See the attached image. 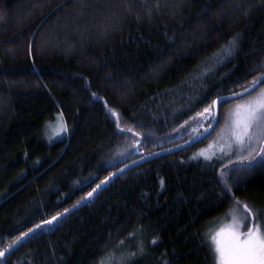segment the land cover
Listing matches in <instances>:
<instances>
[{"label":"trees","instance_id":"16d2710c","mask_svg":"<svg viewBox=\"0 0 264 264\" xmlns=\"http://www.w3.org/2000/svg\"><path fill=\"white\" fill-rule=\"evenodd\" d=\"M237 33L233 56H220ZM262 63L264 0H0V248L118 167L204 131L196 113ZM251 96L222 103L204 140L118 176L0 264H216L210 234L231 223L235 200L264 223V162L198 153ZM58 119L67 131L49 142Z\"/></svg>","mask_w":264,"mask_h":264},{"label":"snow or ice","instance_id":"6c2138e0","mask_svg":"<svg viewBox=\"0 0 264 264\" xmlns=\"http://www.w3.org/2000/svg\"><path fill=\"white\" fill-rule=\"evenodd\" d=\"M239 6V5H238ZM58 9H53L50 14H55ZM240 34L237 33L230 39L219 53L220 56L231 57L238 48V40ZM172 39V38H170ZM175 43L174 39L172 41ZM32 45L29 44V55H31ZM264 68V63L260 65ZM264 84V73L255 76L246 86L243 91L233 92L232 97L243 98L245 95L251 96L253 92L259 89V92L252 98L245 101L243 104H238L235 111L232 113V120L226 130V142L221 146V152L238 154L243 160H248L249 165L257 156L261 162H264V88L260 85ZM95 96V93H93ZM232 97H217L212 100L211 104L204 107L202 111L196 113V117L208 120L207 127L204 132L213 127L216 117L212 111L218 108L222 103L228 102ZM112 116L116 117V127L120 132H130L133 136L138 135L133 128H122L118 113L109 109ZM188 123V121H185ZM61 131L66 132L67 128L61 124ZM195 131V130H194ZM215 145H209L211 149ZM208 149L201 150L198 155L203 156L205 160L212 159L211 155L207 154ZM247 153V155H244ZM124 155V153H120ZM196 157L194 156L193 159ZM128 166L125 165V168ZM124 169H120L122 173ZM224 174L222 173V176ZM115 176V173H110L100 181L77 205L83 203L89 198H92L98 190L110 179ZM225 188L230 192L227 181H224ZM73 207H76L74 205ZM243 208V213L240 208ZM70 210L64 209L63 213H57L50 219L42 222L44 225L52 226L59 222L65 214ZM229 215L232 217L231 223L221 226L214 233L210 234V243L215 253L217 264H264V223L258 222V213L253 211L248 204L241 205L239 200L234 201V207L230 210ZM249 221L250 224H249ZM42 225H36L35 228H29L27 232H21L11 244L6 248H0V259H3L6 254L14 246L21 243L30 234L41 228ZM247 229L244 231L243 229ZM155 243V241H153Z\"/></svg>","mask_w":264,"mask_h":264},{"label":"water","instance_id":"95a60500","mask_svg":"<svg viewBox=\"0 0 264 264\" xmlns=\"http://www.w3.org/2000/svg\"><path fill=\"white\" fill-rule=\"evenodd\" d=\"M241 91H243V90H241ZM241 91H238V92H241ZM245 96H247V95H245ZM245 96H244V97H245ZM219 97H232V93H231V94H227V95H221V96H219ZM215 99H216V98H215ZM236 99H240V98L232 97V99H230L229 101H231V100H236ZM218 111H219V107L213 109V116H215L217 119H216V121L213 123V127H212V128H209L207 132L202 131V132L199 133L198 135H196V136H194V137H192V138H190V139H188V140H186V141H184V142H182V143H179V144H177V145H174V146H171V147H168V148H165V149H161V150L156 151V152H154V153H152V154H149V155L142 156V157H140V158H138V159H135V160H133V161H131V162H128V163H126V164H124V165L118 167L114 172H112V173H115V176H113L107 184H109L111 181L115 180L118 176L122 175L123 173H125V172H127V171H129V170H131V169H133V168H135V167H137V166H139V165H141V164H143V163H145V162L151 160V159H154V158H157V157H160V156L166 155V154H171V153H174V152L181 151V150H183V149L189 148V147H191V146H193V145H195V144L201 142V141L204 140V139L206 138V136H208V135L214 130V128L216 127V123H217V120H218ZM125 165H127L128 167L125 168ZM120 169H124V171L121 173V172H120ZM108 176H109V175H108ZM99 183H100V182H99ZM99 183H98V184H99ZM107 184L103 185V186L101 187V189L98 190V192L95 193V194L93 195L92 198L87 199L86 201H84L83 203H80L79 205H77V202H76V203L74 204V205H76V207H73L74 205H72V206H70L69 208H67V209H69L70 211H69L67 214H65L64 216H66V215H68V214H70V213H72V212H74V211H77V210L81 209L84 205H86L89 201H91V200H92V199H93V198H94V197H95V196H96V195H97V194L103 189V187L106 186ZM79 201H81V200H79ZM63 212H64V211H62L61 213H63ZM64 216H63V217H64ZM38 225H42L41 228H43L44 226H46V225L42 224V222L39 223ZM32 228H35V226L32 227ZM41 228H39V229H41ZM39 229H37L36 231H38ZM36 231H35V232H36ZM26 232H27V231H26ZM30 235H32V234H30ZM30 235H29V236H30ZM26 238H27V237H26ZM19 244H20V243H19ZM19 244H18V245H19ZM18 245H16V246H14L13 248H11V250L6 254V256H8L12 251H14V250L18 247ZM6 256H5V257H6ZM5 257H4V258H5ZM0 260H1V259H0Z\"/></svg>","mask_w":264,"mask_h":264},{"label":"rangeland","instance_id":"374dc122","mask_svg":"<svg viewBox=\"0 0 264 264\" xmlns=\"http://www.w3.org/2000/svg\"><path fill=\"white\" fill-rule=\"evenodd\" d=\"M248 96V95H247ZM255 96V95H254ZM254 96H251V97H249V98H247L246 100H242L241 102H238L236 105H235V107H234V109L232 110V112L229 114V117H228V120L226 121L227 122V124H226V126H225V128H224V130L222 131V133H221V135H220V137L218 136L217 138H219V141H218V139H216V140H214V141H212V143L210 144V145H215L213 148H211V149H209L208 147L206 148V149H208V152H207V154L209 155V154H213V153H220V148H221V146L226 142V130H227V127L229 126V124L231 123V120H232V113L235 111V109H236V106L238 105V104H243L245 101H247V100H249V99H252ZM246 97V96H245ZM61 124H63L64 125V123H63V121L61 120V119H58L54 124H51L50 126H49V128H48V130H47V132H48V140L47 141H49V142H51V141H54V140H56V139H58V138H60L63 134H64V132L63 131H61ZM217 142H218V144H217ZM215 150H218V151H215ZM246 155H247V153H245ZM216 264H217V260H216Z\"/></svg>","mask_w":264,"mask_h":264}]
</instances>
